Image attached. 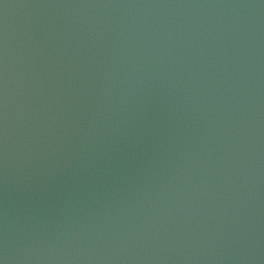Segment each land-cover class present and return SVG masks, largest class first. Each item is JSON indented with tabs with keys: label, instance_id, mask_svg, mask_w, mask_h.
<instances>
[{
	"label": "water",
	"instance_id": "water-1",
	"mask_svg": "<svg viewBox=\"0 0 264 264\" xmlns=\"http://www.w3.org/2000/svg\"><path fill=\"white\" fill-rule=\"evenodd\" d=\"M0 264H264V0H0Z\"/></svg>",
	"mask_w": 264,
	"mask_h": 264
}]
</instances>
